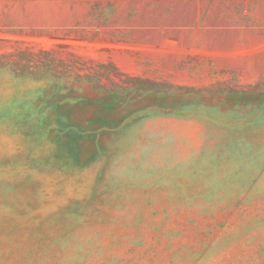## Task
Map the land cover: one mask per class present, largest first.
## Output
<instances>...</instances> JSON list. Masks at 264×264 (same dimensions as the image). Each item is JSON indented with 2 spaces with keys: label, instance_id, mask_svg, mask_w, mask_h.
<instances>
[{
  "label": "rangeland",
  "instance_id": "1",
  "mask_svg": "<svg viewBox=\"0 0 264 264\" xmlns=\"http://www.w3.org/2000/svg\"><path fill=\"white\" fill-rule=\"evenodd\" d=\"M0 264H264V0H0Z\"/></svg>",
  "mask_w": 264,
  "mask_h": 264
}]
</instances>
